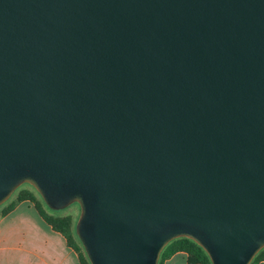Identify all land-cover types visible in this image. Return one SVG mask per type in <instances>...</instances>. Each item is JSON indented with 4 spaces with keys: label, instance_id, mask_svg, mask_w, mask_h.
<instances>
[{
    "label": "water",
    "instance_id": "water-1",
    "mask_svg": "<svg viewBox=\"0 0 264 264\" xmlns=\"http://www.w3.org/2000/svg\"><path fill=\"white\" fill-rule=\"evenodd\" d=\"M79 200L94 264L264 247V0H0V204Z\"/></svg>",
    "mask_w": 264,
    "mask_h": 264
},
{
    "label": "crops",
    "instance_id": "crops-1",
    "mask_svg": "<svg viewBox=\"0 0 264 264\" xmlns=\"http://www.w3.org/2000/svg\"><path fill=\"white\" fill-rule=\"evenodd\" d=\"M0 264H81L66 239L47 224L34 206L23 202L0 219ZM165 264H190L180 252ZM264 264V263H263Z\"/></svg>",
    "mask_w": 264,
    "mask_h": 264
},
{
    "label": "trees",
    "instance_id": "trees-1",
    "mask_svg": "<svg viewBox=\"0 0 264 264\" xmlns=\"http://www.w3.org/2000/svg\"><path fill=\"white\" fill-rule=\"evenodd\" d=\"M18 203L31 202L39 212L42 219L49 224L55 232L62 234L67 240L69 247L75 250L78 255L81 264H90L86 257L82 254L80 246L77 244L73 229H72V218L65 217L59 218L51 216L43 208L40 201L34 193L29 190L21 191L18 196ZM16 203L12 204L3 211V216L6 217L14 211ZM184 252L188 255V262L190 264H213L209 254L205 249L199 245L195 240L187 237L177 238L171 241L162 251L160 255L159 264H165V262L177 253ZM264 263V248L261 249L258 254L254 257L250 264H263Z\"/></svg>",
    "mask_w": 264,
    "mask_h": 264
},
{
    "label": "rangeland",
    "instance_id": "rangeland-1",
    "mask_svg": "<svg viewBox=\"0 0 264 264\" xmlns=\"http://www.w3.org/2000/svg\"><path fill=\"white\" fill-rule=\"evenodd\" d=\"M24 190H29L32 193H34L35 196L37 197L38 201H40L43 208L47 211V213L49 215L54 216V217H59V218H65V217H71L72 218V229H73L75 240H76L77 244L80 246L81 252L86 257L88 262L90 264H94V262H92V259L90 258V255H89V252L85 246V243L82 240L80 233H79V226H80L81 219L83 216V207H82V204L79 200L73 201L71 204H69L65 207H58L57 205H52L48 201H46V199L43 197V195L37 189V187L35 186L34 183H32L31 181H25L3 203L0 204V219L4 218L3 211L6 208H8L9 206H11L14 203H16V207L21 204V203H18L17 200H18V196H19L20 192L24 191ZM28 203L30 204V206H34L33 203H31V202H28ZM16 207H15V209H16ZM38 214H39V212H38ZM40 218H42V217L40 216ZM69 248H71V247H69ZM77 255H78V253H77ZM159 262H160V258L158 260V264H159Z\"/></svg>",
    "mask_w": 264,
    "mask_h": 264
}]
</instances>
